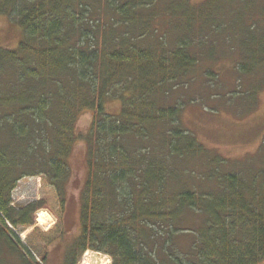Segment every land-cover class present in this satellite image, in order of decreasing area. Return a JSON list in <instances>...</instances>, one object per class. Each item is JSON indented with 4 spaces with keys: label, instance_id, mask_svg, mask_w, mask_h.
Here are the masks:
<instances>
[{
    "label": "trees",
    "instance_id": "trees-1",
    "mask_svg": "<svg viewBox=\"0 0 264 264\" xmlns=\"http://www.w3.org/2000/svg\"><path fill=\"white\" fill-rule=\"evenodd\" d=\"M253 2L0 0V16L23 31L16 48L0 47V253L20 248L13 264H47L15 228L34 224L48 192L61 216L69 157L83 138L81 228L65 264H78L87 250L113 264H260L264 162L230 169L184 126L186 97L174 99L196 72L215 75L202 60L220 41L240 49L239 75L264 69V4ZM110 101L120 103L117 113ZM83 110L92 112L84 135ZM198 159L207 167L190 183L183 164ZM26 176L38 178L39 198L16 206ZM40 233L51 244L64 229L59 222Z\"/></svg>",
    "mask_w": 264,
    "mask_h": 264
},
{
    "label": "rangeland",
    "instance_id": "rangeland-1",
    "mask_svg": "<svg viewBox=\"0 0 264 264\" xmlns=\"http://www.w3.org/2000/svg\"><path fill=\"white\" fill-rule=\"evenodd\" d=\"M192 5H200L205 0H187ZM259 6L264 0H254ZM256 6V5H255ZM261 25H264L261 22ZM23 37L22 29L7 15L0 16V47L16 48ZM228 44V43H227ZM241 56L240 49L230 51L226 44H218L212 58L202 60L200 69L210 67L215 75L206 76L203 71L195 73V81L188 89L177 91L174 99L186 97L187 103L182 112L184 126L194 133L209 150L228 160L232 170H255L264 162V69L250 75H239L236 62ZM204 62V64H203ZM108 109L117 113L118 101L108 102ZM92 112L83 110L80 113L77 129L84 135L90 128ZM87 142L79 138L73 146L69 157L71 176L66 185L64 209L59 216L51 209L54 196L47 195L46 204L34 213V224L30 227L15 228L21 242L33 255L41 260L46 255L47 264H65L68 246L79 235L81 222V192L88 175ZM189 174H193L190 183L199 182L197 174L206 169L203 160L183 164ZM196 171V173H193ZM254 172V171H251ZM39 198V182L35 176H26L18 182L13 193V204L23 206ZM46 213L49 220L41 221V214ZM51 222V223H49ZM61 222L64 229L62 237L51 244L42 240V232L55 230ZM49 223V224H48ZM14 227V226H13ZM23 247V246H22ZM3 249L0 253V264H13L20 257V248ZM89 252V253H87ZM17 256V257H16ZM15 257V258H14ZM14 258V259H13ZM113 264L109 254L87 250L78 264ZM264 264V260L260 263Z\"/></svg>",
    "mask_w": 264,
    "mask_h": 264
},
{
    "label": "bare ground",
    "instance_id": "bare-ground-1",
    "mask_svg": "<svg viewBox=\"0 0 264 264\" xmlns=\"http://www.w3.org/2000/svg\"><path fill=\"white\" fill-rule=\"evenodd\" d=\"M42 215H43V217L46 219L49 215L48 214H46L45 212L44 213H42ZM48 220V219H47ZM49 220H51L50 219V217H49Z\"/></svg>",
    "mask_w": 264,
    "mask_h": 264
}]
</instances>
